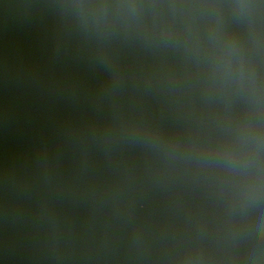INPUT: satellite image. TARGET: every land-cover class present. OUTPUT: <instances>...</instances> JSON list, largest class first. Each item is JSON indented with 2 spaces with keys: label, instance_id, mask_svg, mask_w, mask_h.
I'll return each instance as SVG.
<instances>
[{
  "label": "water",
  "instance_id": "water-1",
  "mask_svg": "<svg viewBox=\"0 0 264 264\" xmlns=\"http://www.w3.org/2000/svg\"><path fill=\"white\" fill-rule=\"evenodd\" d=\"M0 264H264V0H0Z\"/></svg>",
  "mask_w": 264,
  "mask_h": 264
}]
</instances>
